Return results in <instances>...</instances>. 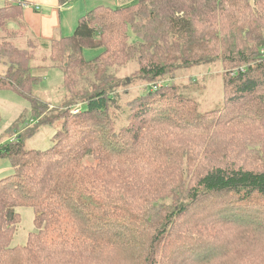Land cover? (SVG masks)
<instances>
[{
  "label": "trees",
  "instance_id": "obj_1",
  "mask_svg": "<svg viewBox=\"0 0 264 264\" xmlns=\"http://www.w3.org/2000/svg\"><path fill=\"white\" fill-rule=\"evenodd\" d=\"M24 2L0 6V30L30 32V47L0 41V91L29 100L38 124L0 144L13 168L0 177V264H264V0L100 5L49 42L32 36ZM35 46L64 74V106L48 117ZM207 63L223 66L224 96L203 111L166 82ZM142 84L149 91L124 102ZM62 118L52 146L27 147ZM21 207L37 230L13 245Z\"/></svg>",
  "mask_w": 264,
  "mask_h": 264
},
{
  "label": "rangeland",
  "instance_id": "obj_2",
  "mask_svg": "<svg viewBox=\"0 0 264 264\" xmlns=\"http://www.w3.org/2000/svg\"><path fill=\"white\" fill-rule=\"evenodd\" d=\"M114 1L116 0H101V4L103 6L119 7V4H116ZM1 5L2 3L0 2ZM29 33H27V36L24 32L18 31L16 26H11L7 30H0V41L8 40L20 48L28 47ZM130 39L132 42L137 41L136 36L132 33H130ZM97 52L99 55L100 50ZM93 53L94 50H92L90 55L92 56ZM33 58L34 60L32 62L34 67L31 71L35 76L39 75L42 77L41 82L34 89V93L37 99L47 104L48 109L42 106L40 112L44 113V117H48L55 110L61 112L64 106L63 103L66 95V88L63 84L64 74L61 69L53 65L54 63L49 55V51L35 46ZM137 68V64L131 62L119 70L120 76L118 77L121 80L125 77H130ZM5 69L4 64L1 63L0 74L5 73ZM177 75V78L168 79L166 83L174 82L179 92L188 98L195 99L199 103L201 110L209 111L219 108L222 105L224 78L223 66L221 64L207 63L182 68ZM148 91L146 84L134 87L130 93L124 94V102ZM31 109L32 106L29 100L19 97L10 90L0 91V111L2 115V121L0 123V144L13 141L18 136L26 137L31 134L38 124V119L35 118V111L33 113ZM64 120V118L57 120L52 126H41L36 134L25 140L27 147L46 149L52 146V137L57 130L62 128L61 126ZM233 140L236 141V139ZM240 155L242 159L245 157L249 158L250 156L246 150H243ZM12 171L13 168L11 167L10 159L0 158V177L8 176ZM17 211L21 214V222L12 241L13 245L25 244L28 234L37 230L34 224L35 214L31 207H21Z\"/></svg>",
  "mask_w": 264,
  "mask_h": 264
},
{
  "label": "crops",
  "instance_id": "obj_3",
  "mask_svg": "<svg viewBox=\"0 0 264 264\" xmlns=\"http://www.w3.org/2000/svg\"><path fill=\"white\" fill-rule=\"evenodd\" d=\"M122 1L127 0L114 2L121 5ZM0 2L3 5L5 0H0ZM24 3L27 6H24ZM24 3L23 18L32 31V36L46 42L54 38L73 35L80 17L91 8L102 5L101 0H75L65 5H60V0H25ZM92 50L94 53L91 56ZM99 50L101 49H85L83 55L86 60H92L98 55Z\"/></svg>",
  "mask_w": 264,
  "mask_h": 264
},
{
  "label": "built area",
  "instance_id": "obj_4",
  "mask_svg": "<svg viewBox=\"0 0 264 264\" xmlns=\"http://www.w3.org/2000/svg\"><path fill=\"white\" fill-rule=\"evenodd\" d=\"M24 6H27L26 3H24ZM79 110H80V107L76 106L70 111V113L71 114H76V113H79Z\"/></svg>",
  "mask_w": 264,
  "mask_h": 264
}]
</instances>
